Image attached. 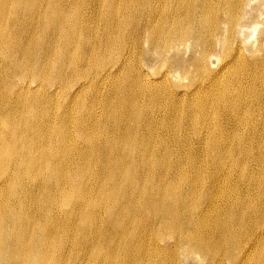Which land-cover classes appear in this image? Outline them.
Instances as JSON below:
<instances>
[{
	"label": "bare ground",
	"instance_id": "bare-ground-1",
	"mask_svg": "<svg viewBox=\"0 0 264 264\" xmlns=\"http://www.w3.org/2000/svg\"><path fill=\"white\" fill-rule=\"evenodd\" d=\"M256 1L231 0L234 17L226 5L222 18L218 0H0V264H88L87 249L98 253L91 264L102 258L107 264H183L191 254L213 264L219 246L230 264L239 263L247 246L230 242L236 229L229 221L220 228L215 220L227 213L258 246L264 237V206L246 222L247 198L241 209L226 198L223 213L202 211L214 208L208 202L212 193L199 202L202 212L185 209L186 194L176 191L168 164L162 162L169 145L157 147L149 138L138 150L129 126L123 127L120 144L104 145L111 161L77 165L61 129L67 117L59 111L72 108L78 98L82 105L95 101L98 81L104 88L110 76L122 77L125 67L134 64L129 56L149 31L144 55L182 41L164 60L190 53V64L183 65L213 75L207 65L211 56L203 55L229 43L223 28L230 36L248 29L241 19ZM164 23L175 28H160ZM113 43L118 50L112 59L118 65L101 74L102 64L93 61ZM242 56L240 46L232 59ZM81 117L85 131L80 136L85 137L95 123ZM115 117L111 113L104 119ZM108 136L121 137L109 131ZM257 187L254 193L262 199L264 187ZM221 198L217 195L214 202Z\"/></svg>",
	"mask_w": 264,
	"mask_h": 264
},
{
	"label": "rangeland",
	"instance_id": "rangeland-1",
	"mask_svg": "<svg viewBox=\"0 0 264 264\" xmlns=\"http://www.w3.org/2000/svg\"><path fill=\"white\" fill-rule=\"evenodd\" d=\"M226 5L231 6L230 16L234 17L236 6L231 0H218V15L224 18ZM205 17L213 22L212 17ZM248 20L251 23H246ZM243 23L248 29L242 35L237 29L230 36L223 28L221 33L229 37V43L218 45L213 55H203L211 56L207 57L210 61L207 65L214 74L207 76L193 65H183V61H191L190 53L164 60L172 57L173 50L182 41L176 42L174 47L167 42L162 52L152 49L150 55H144L152 34L149 31L129 56L134 64L125 67L122 77L110 76L104 88L102 81L97 82L93 90L95 101L82 105L78 98L72 108L59 109L66 115L67 122L56 123L63 124L61 129L73 149L75 163L92 165L96 161H111L113 155L104 145L108 141L120 144L124 137L123 127L129 126L134 129L138 150L144 149L149 138L154 139L157 147L169 145L162 162L168 164L176 191L186 194L185 209L193 206L199 212L215 209L223 213L227 205L224 199L229 198V204L241 209L247 198L250 211L243 216L244 222L257 213L261 205L264 206V196L260 199L253 189L255 186L257 189L264 187V0L248 6V14L243 13L241 19ZM255 25H258L256 30ZM160 28L173 30L175 26L164 23ZM92 41L90 38L86 45ZM240 46L244 56L233 61L232 57ZM117 50L118 45L113 43L93 61L102 64L98 66L101 74L104 68L118 65V61L112 59ZM77 52L81 54L80 50ZM111 113L116 117L105 121V115ZM81 115L95 123L92 132L85 137L80 136L85 131L80 126L84 122ZM117 117L119 120H115ZM116 122H119V128ZM108 131L114 136L121 135L120 139L108 136ZM86 144H93L94 148L91 150ZM212 193L216 195L208 202L214 208L209 206L200 211L202 197ZM217 195L223 201L214 202ZM88 204L92 205L94 201ZM121 206L122 202H119L116 208L119 210ZM215 220L220 228L225 220L229 221L236 229L230 242L241 243L242 248L247 246L245 254L237 258L239 263L234 264H264V237L258 246H253L249 243L250 232L242 229L237 221H232V214H218ZM141 222L138 220L136 225ZM237 235L239 238H235ZM104 236L100 237L102 242ZM221 251H225L224 247L219 246L213 264H230ZM85 253L89 255L88 264L98 256L94 249H87ZM233 254L239 256L236 255L237 249ZM114 255L119 257L117 253ZM185 260L183 264H210L192 254ZM107 263L106 258L95 262Z\"/></svg>",
	"mask_w": 264,
	"mask_h": 264
}]
</instances>
